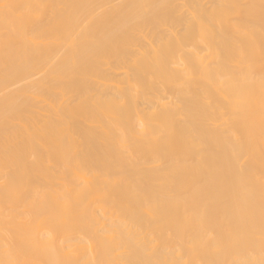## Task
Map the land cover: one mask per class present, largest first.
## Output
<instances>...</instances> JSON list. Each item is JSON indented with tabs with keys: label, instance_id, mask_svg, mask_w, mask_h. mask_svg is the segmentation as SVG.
<instances>
[{
	"label": "bare ground",
	"instance_id": "1",
	"mask_svg": "<svg viewBox=\"0 0 264 264\" xmlns=\"http://www.w3.org/2000/svg\"><path fill=\"white\" fill-rule=\"evenodd\" d=\"M0 264H264V0H0Z\"/></svg>",
	"mask_w": 264,
	"mask_h": 264
}]
</instances>
